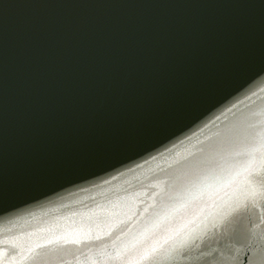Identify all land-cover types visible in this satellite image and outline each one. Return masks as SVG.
Returning a JSON list of instances; mask_svg holds the SVG:
<instances>
[{"label":"water","instance_id":"1","mask_svg":"<svg viewBox=\"0 0 264 264\" xmlns=\"http://www.w3.org/2000/svg\"><path fill=\"white\" fill-rule=\"evenodd\" d=\"M261 145L264 0H0V261L264 264Z\"/></svg>","mask_w":264,"mask_h":264},{"label":"snow or ice","instance_id":"2","mask_svg":"<svg viewBox=\"0 0 264 264\" xmlns=\"http://www.w3.org/2000/svg\"><path fill=\"white\" fill-rule=\"evenodd\" d=\"M261 149H264V145H261ZM240 156L246 158L249 162L250 165H254L256 167H260L261 173L257 174L255 172H251L249 174V181L252 184H256L258 182L259 186V191L256 192V195H259L261 197H264V151L257 149V150H252V151H245L242 153H239ZM246 208L247 207V202L245 204L234 208L232 212L226 213L223 217V219L217 223L213 222L212 223V228L213 229H218L220 227H224L225 223L231 224L232 221L228 220V217L232 215L234 212H239L240 208ZM253 207L255 205L253 204ZM121 223H124V221H121ZM41 231H44V229H41ZM48 232L52 233V229H47ZM233 232L236 231V229H232ZM110 235V233H108ZM228 234V228H225V233L224 235ZM103 237L100 235H96L95 239L96 240H101ZM264 239V237H262ZM81 243L80 240L70 238L68 234H55L52 233L51 236L43 238V242L37 243L36 249L31 250L33 255L32 259L35 261V264H46L45 257L48 255V252H58L62 251L64 246L67 244H78ZM167 243V240L165 241ZM219 243V241H217ZM188 247L186 242H182L179 247L172 246L171 249L168 251V256H172L174 253L180 252L181 254H184V250ZM13 248H15V245H13ZM39 250V251H37ZM161 249L157 248L155 245H153L150 249H146L145 253L142 254L136 261V264H144L145 261H149L152 259H155L156 254L160 251ZM248 251L251 252V246H248ZM7 256L8 253H5ZM18 253L13 254L9 260L6 261H0V264H17L16 261V256ZM200 255H205V253L201 252ZM198 258V257H197ZM248 264H252L251 258L248 260Z\"/></svg>","mask_w":264,"mask_h":264}]
</instances>
